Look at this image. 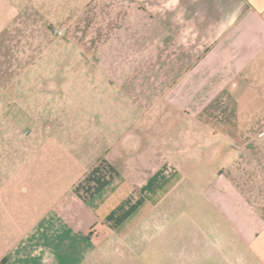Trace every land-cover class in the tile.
<instances>
[{"label":"rangeland","instance_id":"1","mask_svg":"<svg viewBox=\"0 0 264 264\" xmlns=\"http://www.w3.org/2000/svg\"><path fill=\"white\" fill-rule=\"evenodd\" d=\"M193 2L204 16L217 12L223 17L230 10L229 0ZM101 7L102 0H0V84L6 87L0 91L2 108H6L0 120L2 180L17 181V212L25 210L26 191L32 188L35 199L43 196L47 202L44 212L47 207L49 215L61 213L65 220L72 214L80 217L77 222H47L46 238L34 232L20 245L16 262L68 264L71 258L70 264L76 260L78 264H118L119 235H126L120 264H150L158 247L152 239H194L203 213L216 217L202 191L213 174H220L225 158L230 155L228 174L234 176L237 168L246 175L256 156L251 152L264 147L262 134L227 141L212 119L167 107L171 91L155 93L149 103L153 114L146 117L160 124L159 131L136 129L144 113L134 115L132 129H126L133 125L124 121L132 115L117 113L124 128L115 129L112 108L124 104L137 108L142 101L121 100L122 92L117 98L111 79L120 52L114 46L115 26H107ZM110 22L115 24L114 16ZM243 150L250 152L244 162L240 154L236 157ZM183 155L194 161L188 162ZM94 167L98 169L75 190ZM154 172L171 175L157 180ZM123 181L135 189L144 181L148 184L143 195L137 196L129 187V196L122 199ZM8 186L6 182L3 194ZM85 205L96 220L89 227L82 223ZM154 211L160 227L136 228L144 217L151 222ZM15 223L23 228V220ZM37 223L26 222L27 229ZM69 231L73 232L69 239L54 247L55 236ZM71 240L72 254L58 257L70 251Z\"/></svg>","mask_w":264,"mask_h":264},{"label":"crops","instance_id":"2","mask_svg":"<svg viewBox=\"0 0 264 264\" xmlns=\"http://www.w3.org/2000/svg\"><path fill=\"white\" fill-rule=\"evenodd\" d=\"M229 6L228 14L222 17L217 12L202 15L196 11L193 0H102L101 14L108 27L115 26L110 30L114 31V46L120 52V62L115 60L111 79L117 98L120 99L122 92L125 96L121 100L131 99L135 104L136 99L142 101L137 108L127 104L112 108L115 115L111 123L115 129L124 128L117 113L132 115L129 120L124 118L126 124L133 125H129L131 128L126 125V129L135 127L134 115L144 113L136 129L148 133L159 131L160 124L150 123L146 117L153 114L154 107L149 103L155 93L161 96L171 91L166 98L167 107L182 113L190 111L200 119H212L220 125L221 136H227V141L231 137L250 140L264 135V0H229ZM113 16L114 25L110 22ZM144 40L148 42L144 44ZM2 57L0 54V60ZM0 70H3L1 66ZM5 88L0 84V91ZM2 107L5 105L0 96V120L6 116V108ZM251 153L256 156L252 157L249 173L240 174L235 168L234 176L228 174L225 169L231 166L228 155L220 165V174H213L202 191L216 217L203 213L202 225L198 226L194 239H152V245L157 243L158 247L150 264H264V147ZM239 154L243 161L250 152L243 150L236 157H240ZM183 156L188 162L194 161L190 155ZM97 169L94 167L79 180L75 190ZM157 173L154 172L157 180L171 175ZM2 177L0 162V264H45L46 260L21 258L16 262L17 253L22 250L20 245L34 232L46 238L47 222H77L80 217L72 214L65 220L61 213L49 215L47 207L44 212L47 202H43V196L35 199L27 183L25 210L17 212V181L2 180ZM6 182L9 189L3 194ZM123 183L119 190L122 199L129 196V187L136 190L137 196L143 195L148 184L144 181L135 189L127 181ZM170 193L173 194L172 189ZM85 207L82 223L89 227L96 224V220L93 211ZM16 219L23 220V228L17 227ZM147 220L142 218L136 228L161 226L155 211L151 222ZM35 221H38L36 226L28 230L26 222L32 225ZM66 233L67 236H55L54 247L61 246L73 232ZM126 241V235H119L118 264ZM73 242L67 247L69 252H60L57 256L71 255L75 249ZM68 260L70 264L71 258Z\"/></svg>","mask_w":264,"mask_h":264}]
</instances>
